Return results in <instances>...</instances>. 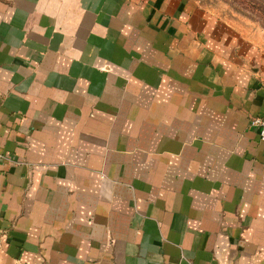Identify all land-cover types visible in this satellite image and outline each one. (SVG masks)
Returning <instances> with one entry per match:
<instances>
[{
  "label": "crops",
  "instance_id": "0c3cea01",
  "mask_svg": "<svg viewBox=\"0 0 264 264\" xmlns=\"http://www.w3.org/2000/svg\"><path fill=\"white\" fill-rule=\"evenodd\" d=\"M264 29L197 0H0V264H264Z\"/></svg>",
  "mask_w": 264,
  "mask_h": 264
},
{
  "label": "rangeland",
  "instance_id": "374dc122",
  "mask_svg": "<svg viewBox=\"0 0 264 264\" xmlns=\"http://www.w3.org/2000/svg\"><path fill=\"white\" fill-rule=\"evenodd\" d=\"M210 10L222 13L230 20H236L247 28L264 29V15L258 9L246 6L239 0H197Z\"/></svg>",
  "mask_w": 264,
  "mask_h": 264
},
{
  "label": "built area",
  "instance_id": "2783aa9c",
  "mask_svg": "<svg viewBox=\"0 0 264 264\" xmlns=\"http://www.w3.org/2000/svg\"><path fill=\"white\" fill-rule=\"evenodd\" d=\"M251 125L258 129L260 140L264 142V115L253 118Z\"/></svg>",
  "mask_w": 264,
  "mask_h": 264
},
{
  "label": "trees",
  "instance_id": "16d2710c",
  "mask_svg": "<svg viewBox=\"0 0 264 264\" xmlns=\"http://www.w3.org/2000/svg\"><path fill=\"white\" fill-rule=\"evenodd\" d=\"M248 7L258 9V11L264 15V0H239Z\"/></svg>",
  "mask_w": 264,
  "mask_h": 264
}]
</instances>
